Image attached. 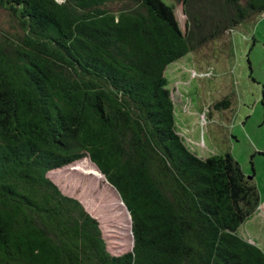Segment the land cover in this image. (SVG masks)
<instances>
[{"label": "trees", "instance_id": "1", "mask_svg": "<svg viewBox=\"0 0 264 264\" xmlns=\"http://www.w3.org/2000/svg\"><path fill=\"white\" fill-rule=\"evenodd\" d=\"M181 2L184 29L166 0H0L14 21L0 26V264H264L238 232L254 181L229 152L185 144L165 75L264 0ZM83 156L129 212L128 250L48 175Z\"/></svg>", "mask_w": 264, "mask_h": 264}, {"label": "rangeland", "instance_id": "2", "mask_svg": "<svg viewBox=\"0 0 264 264\" xmlns=\"http://www.w3.org/2000/svg\"><path fill=\"white\" fill-rule=\"evenodd\" d=\"M166 1L173 3L178 24L184 29L187 17L181 0ZM11 24L14 21L0 9V26ZM228 40L231 45L227 48ZM165 75L175 125L185 144L201 156L229 152L245 175L251 176L264 202V155L259 154L264 153V13L195 46L168 64ZM226 95L232 97L230 106L215 108ZM48 175L98 219L110 251L130 248L129 212L88 156ZM257 219L246 220L238 232L257 234L264 249V221Z\"/></svg>", "mask_w": 264, "mask_h": 264}, {"label": "crops", "instance_id": "3", "mask_svg": "<svg viewBox=\"0 0 264 264\" xmlns=\"http://www.w3.org/2000/svg\"><path fill=\"white\" fill-rule=\"evenodd\" d=\"M259 154H261V155H264V153H262V152H259ZM254 173V172H253ZM253 180V179H252ZM256 185V184H255ZM257 187V186H256ZM258 189V188H257ZM258 193H259V190H258ZM252 216L254 217V219H257V218H259V219H263V221H264V202L262 201V198H261V195H260V193H259V203H258V205H257V208L255 209V211L253 212V214L251 215V216H249L246 220H250L251 218H252ZM245 220V221H246ZM258 220V219H257ZM244 221V222H245ZM243 222V223H244ZM242 223V224H243ZM241 224V225H242ZM240 225V226H241ZM239 229V228H238ZM241 234V233H240ZM244 238H246L247 240H249V241H252V242H254L255 244H257L262 250H263V252H264V249L259 245L260 243L258 242V241H261L262 240V238H260V236H258L257 234H255V235H252V236H245L244 234H241ZM255 236V237H254Z\"/></svg>", "mask_w": 264, "mask_h": 264}, {"label": "water", "instance_id": "4", "mask_svg": "<svg viewBox=\"0 0 264 264\" xmlns=\"http://www.w3.org/2000/svg\"><path fill=\"white\" fill-rule=\"evenodd\" d=\"M98 169V168H97ZM101 173V172H100ZM248 178H251V176H247ZM119 195V194H118ZM120 197V196H119Z\"/></svg>", "mask_w": 264, "mask_h": 264}]
</instances>
